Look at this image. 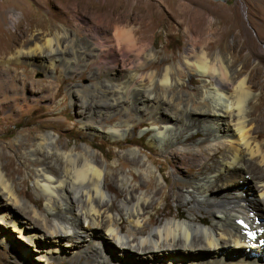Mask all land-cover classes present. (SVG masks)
<instances>
[{
    "label": "bare ground",
    "instance_id": "bare-ground-1",
    "mask_svg": "<svg viewBox=\"0 0 264 264\" xmlns=\"http://www.w3.org/2000/svg\"><path fill=\"white\" fill-rule=\"evenodd\" d=\"M57 1L71 14L70 24L53 29L51 20L44 19L40 29L45 32L36 29L28 43L17 48L11 44L16 29L8 44L3 39L9 12L0 8V49L6 45L9 54L0 51V99L16 79L8 68L12 59L36 60L44 72H55L59 64L68 74L90 65L93 80L68 89L75 106L73 115L83 133L117 141L146 121L149 143L162 150L169 139L184 136L183 130L200 127L206 136L222 137L223 149L211 170L208 160L200 161L198 151L173 153L177 162L201 169L186 179L175 199L179 204L191 203L187 215L182 219L171 216L144 230L150 222L146 215L161 187L150 192L139 189V184L127 187L126 174L112 173V167L103 164L90 144L70 147L50 132L28 134L19 139L17 152L20 158H34L33 180L44 206L31 204L27 214L18 207L27 208L3 171L11 159L6 164L0 161V218L14 231L25 232L29 245L38 244L39 251L54 258L68 246V257L83 254L93 264H264V147L250 130L249 99L255 95L247 85L251 76L244 73L250 57L244 58L239 69L235 65L245 47L235 16L189 12L181 2L186 10L175 17L189 40L181 60L151 63L155 53L147 42L146 19L124 14L122 0ZM73 14L85 20L83 26L74 22ZM230 34L237 38L234 46L228 43ZM212 44H216L213 51ZM125 59L129 66L116 69ZM100 73L102 80L95 77ZM189 74L198 75L199 83L187 88L184 78ZM84 92L89 94L85 97ZM12 93L9 97H15ZM260 93L264 100V85ZM112 115L118 117L115 123H111ZM8 152V144L2 142L0 159L9 158ZM127 153L128 162L145 181L154 169L157 180L164 181L160 169L144 160L147 155L138 148ZM115 185L123 188L124 196L114 208L113 197L118 193L112 196L108 191ZM244 185L250 192L243 194ZM202 210L209 223L200 219Z\"/></svg>",
    "mask_w": 264,
    "mask_h": 264
},
{
    "label": "rangeland",
    "instance_id": "rangeland-1",
    "mask_svg": "<svg viewBox=\"0 0 264 264\" xmlns=\"http://www.w3.org/2000/svg\"><path fill=\"white\" fill-rule=\"evenodd\" d=\"M49 1L0 0V8L9 12L6 13L7 17L5 16L2 28L5 34L3 39L6 44H8L9 37L13 36L14 29L17 32L16 39H10L14 48L28 43L29 39L32 38L31 34L37 32L36 29L44 33L45 31L40 29V24L45 21L44 19L51 20L52 27L55 26L53 29L60 28V24L69 25L67 19L71 17V14L66 13L67 9L57 0H52V3ZM122 2L124 14L143 15L146 19L143 26H148L147 42L151 44L155 53L149 61L151 63L175 64L181 60V52L189 40L183 34V27L179 25L175 16L186 10V7L187 11L190 10L189 12L199 10L200 12H198L203 14L216 13L235 16L238 29L242 31L240 40L245 44L239 60L236 59L235 65L239 69L244 58L250 57V65L244 69V73L251 76L248 78L250 80L247 79V85L255 95L249 99L248 117H250L252 125L250 130L251 135L264 147V100H261L260 93L264 85V0H226L225 2L213 0H122ZM181 2L186 5L185 8H182ZM73 15L74 22L81 23L83 26L85 20L78 14ZM200 26L202 28L204 24L201 23ZM236 39L233 34L227 37L231 46L236 44ZM5 46L3 45L0 51H5ZM211 49V51L215 50L216 44H212ZM6 51V55L9 56L8 50ZM35 64L36 60H28L25 57H20L18 61L10 60L8 68H10L11 75H16L14 76L16 79L8 85L7 90L3 91V97L0 99V142H3V145L7 143L9 148V152L6 153L9 158L2 157L3 159L1 158L0 161L2 164H6L11 159V164L5 167L3 171L13 181L14 189L27 208L23 209L20 205L18 207L27 214L31 204L40 209H43L44 206V201L37 193L33 180L34 166L32 165L34 158L31 156L20 158L18 156L19 139L28 134L50 132L62 143L67 142L70 147L80 146L84 143L95 147L97 149L96 156L102 160L105 166L112 167V173L122 171L126 174L125 185L127 187L129 184H139L141 185L139 189L149 192L150 189L154 191L162 188L153 198L154 202L148 211L150 218L148 215L145 218L146 220L149 219L150 222L144 230H148L158 223H163L171 216H176L178 219L185 217L187 215L186 209L191 203L188 205L187 203L179 204L175 199L180 190L186 186V179L196 176L201 169L195 164L188 167L181 161L177 162L172 155L181 150L198 151L201 155L200 161L208 160V170H211L222 152L223 144L219 143L223 141L222 137L206 136L203 129L194 128L190 123L185 122L187 127L192 128L183 130L184 136L169 139L165 149L161 150L160 147L149 143L146 121L140 122L131 133H127L125 140L122 138L114 141L109 137L97 134H85L82 132L79 121L73 115L75 106L70 102L68 89L75 84H89L94 77L90 74L93 68L90 65H84L83 70L81 69L78 73L68 74L62 71L59 64L56 65L55 72L53 70L44 72ZM128 66L129 60L125 59L119 62L116 69L127 68ZM99 75L95 76L96 79L102 80L103 75L101 73ZM186 77L184 80L187 88L190 87L189 85L196 86L199 83L198 75L189 74ZM22 78H25L26 84H22ZM12 91L15 92V97H9L13 94ZM87 94L89 92H84L85 97ZM110 117L112 118L111 123L117 121V115ZM133 147L138 148L142 155H147L148 158L143 157L144 160H151L153 165L155 164V168L160 169L163 174V182L157 180L158 172L155 169L147 182L140 171L130 165L128 162L130 156L127 151ZM20 150L22 151V149ZM245 187L244 185L243 194L250 192L249 188L245 189ZM108 192L112 196L114 192L118 193L115 198L113 197V207L115 208L120 197L124 196V190L115 185ZM189 201L193 203L194 199ZM16 212L21 214L20 211ZM201 215L203 216L200 219L203 218L204 220L202 222L204 224L209 223L208 214L202 210ZM121 226L123 229L127 227L125 220L121 222ZM0 236H5V239L0 240V264L94 263L90 256L86 257L83 254L68 257V251H70L68 246L63 247L61 258L47 256L43 251L38 250V244L32 246L26 242L29 240L25 232L14 231L1 218ZM112 244L116 245L114 241ZM129 253L132 256L135 255L133 251H129Z\"/></svg>",
    "mask_w": 264,
    "mask_h": 264
},
{
    "label": "water",
    "instance_id": "water-1",
    "mask_svg": "<svg viewBox=\"0 0 264 264\" xmlns=\"http://www.w3.org/2000/svg\"><path fill=\"white\" fill-rule=\"evenodd\" d=\"M213 1H222V2H225L226 0H213Z\"/></svg>",
    "mask_w": 264,
    "mask_h": 264
}]
</instances>
